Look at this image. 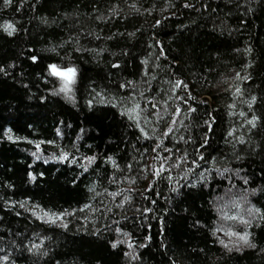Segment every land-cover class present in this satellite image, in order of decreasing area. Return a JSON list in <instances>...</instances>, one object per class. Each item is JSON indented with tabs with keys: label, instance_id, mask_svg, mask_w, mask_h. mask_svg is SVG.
<instances>
[{
	"label": "trees",
	"instance_id": "trees-1",
	"mask_svg": "<svg viewBox=\"0 0 264 264\" xmlns=\"http://www.w3.org/2000/svg\"><path fill=\"white\" fill-rule=\"evenodd\" d=\"M185 2L194 7L185 8ZM133 3L139 11L129 7ZM117 5L118 15L109 12ZM97 15L110 19H93ZM156 20L162 24L154 26ZM8 24L15 25L13 35L4 30ZM82 28L101 39L85 37ZM70 35L73 41H69ZM77 38L78 43L74 42ZM157 41L163 44V55ZM62 44L57 47L58 55L49 51ZM81 47L96 51L74 50ZM33 54L41 57L39 62L28 58ZM145 60L147 64L142 63ZM69 61L79 69L74 92L71 96L54 94L59 84L42 78L45 66ZM115 63L120 67L113 68ZM0 68L5 70L0 72V257H9L0 264H171L173 259L176 264H264V227L248 229L257 247L242 251L228 252L212 234L218 227L230 228L222 217L236 211L221 210L220 202L226 198H220L233 184L232 191L237 193L264 187V0H12L10 6L0 0ZM144 71L157 77L151 81V96L158 99L160 89L170 87L166 80L179 78L190 85L194 97L190 103L197 111L184 121L187 128L181 127L177 133L185 139L191 137L188 144L179 145L190 158L196 156L207 132L205 121L214 119L213 131L207 132L210 147L200 151L206 160L215 157L216 161L201 162L195 174L188 173L196 187L172 191L178 187L174 181L184 174L180 170L172 173V182L141 173L144 164L152 163L141 156L151 142H138V130L129 127L120 109L100 102L116 103L114 97L125 91L118 85L140 82ZM236 73L251 79H237ZM236 86L242 96L233 95ZM252 96L257 101L249 109L242 101ZM89 100L93 101L91 106ZM233 103L234 108L230 107ZM241 111L248 119L253 114L260 116L261 126L249 131ZM232 129L245 140L236 144L235 151L225 143L226 139L235 143L227 136ZM61 150L68 153L67 160L56 158ZM86 156L97 159L89 163ZM108 157L124 169L123 173ZM129 163L131 171L125 168ZM225 167L239 169V175H246L250 183L244 185L235 175L225 179L228 173L215 174L214 169ZM201 172L208 176V186L199 183ZM113 176L114 183L110 182ZM150 184L153 190L145 191ZM129 188L135 189L131 200L116 208L129 193L115 198L107 193ZM96 193L100 194L96 200H90ZM100 200L113 213L101 220L96 218L98 214L76 212L65 217L66 230L42 223L30 211L39 205L37 215L65 209L71 212L86 202L95 206ZM249 200L264 209V194L257 192ZM142 207L153 211L143 215L135 211ZM85 215L88 221L83 219ZM113 220L120 221L119 227L130 233V238L112 230L117 226ZM105 224L111 225L107 231ZM232 224V229L244 230V225ZM96 228L101 229L99 237L88 234ZM149 235L151 241L145 239ZM217 236L226 242L229 239L223 232ZM115 239L148 247H137L140 259L130 261L124 255L131 251L127 243L111 247L109 241ZM30 241L43 244L49 255L28 253L24 245Z\"/></svg>",
	"mask_w": 264,
	"mask_h": 264
},
{
	"label": "snow or ice",
	"instance_id": "snow-or-ice-1",
	"mask_svg": "<svg viewBox=\"0 0 264 264\" xmlns=\"http://www.w3.org/2000/svg\"><path fill=\"white\" fill-rule=\"evenodd\" d=\"M127 2V0H125ZM5 6H10L12 4V0H4ZM117 6H114L109 9V12L113 14H117ZM130 8H132L135 11H139L138 8H136L135 3L129 5ZM185 8L194 7V5L189 4L185 2L184 4ZM95 8V5H94ZM96 11H99V9H95ZM251 10V9H249ZM171 15H174V13H170ZM93 19L96 20H105L110 19V17L105 18L102 15H97L93 17ZM167 19V17H165ZM46 22V21H45ZM79 23V21H77ZM162 24L161 20H156L154 26H160ZM8 35H13V33L16 31L15 25L8 24L4 29ZM85 37H94L97 40H100L101 37L98 35H95L93 31H85L83 28L81 29ZM129 35H134L133 33H129ZM73 37L69 36V41H73ZM111 39V37H109ZM78 43V38L74 41ZM64 43H68V41H65ZM159 46V53L160 55L164 54V47L163 44L160 41L156 42ZM57 47H63L62 45L53 46L49 51L53 53H57ZM77 52H83V51H96L95 49H83L76 48L74 49ZM100 52L104 51L103 49L99 50ZM59 53H57L58 55ZM99 54V53H97ZM33 63H37L40 61L41 57L33 54L28 57ZM159 59V55L156 57ZM143 64H147L148 61H142ZM113 68H119V63H115L112 65ZM159 67V65H157ZM5 70L3 68H0V72H4ZM44 72L46 75H44L42 78L44 79H51L54 83H58L59 87L55 90L54 94H60L63 93L66 96H71L74 92L75 85L77 84L78 75H79V69L78 67L71 63L70 61L67 64L57 63V62H50L47 63L44 69ZM7 74V73H5ZM151 77V80L146 79L147 77ZM237 79H251L250 76H241L240 73H236ZM157 77L153 75L150 71H144L142 74V79L140 82H133V81H125L124 83H120L118 85V88L121 90H125L124 94L120 95L119 97H114L116 99V103H112L111 101H105L101 100V103H110L113 107H118L120 109V115L122 117H126L129 121V127L134 128L138 130L139 135H137L136 139L137 141H145V142H151L150 147L144 148L143 152L141 153L142 157H148L152 161L150 164H144L141 173L148 172L150 173L154 179H161L166 178L170 182L174 180V177L172 173L175 170H180L183 172V175H180V180H175L174 182L178 187L172 188V191L178 192L180 188L183 187H196L195 184H193L190 180V177L188 176V173H194L196 169L201 168V162L208 163L209 160L212 163H215L216 158L210 157L209 160H206L204 152L200 151V149H207L210 147L209 140L210 137L207 135V132L213 131L212 129V123H214V119L210 121H205V125H207V132L202 137V142L199 144V147L196 149V156L190 158V154L187 152L186 149H181L179 147L180 143L188 144L191 141V137L188 139H185L183 135H177L181 127L187 128V125L184 123L186 119H190L191 113H195L197 111L196 107H193L190 103L191 100L194 99V97L191 95L190 85L186 83L183 79H169L164 81V83H167L170 87L165 90L163 88L160 89V98L158 99L156 96H151V92L154 90L151 81L156 80ZM147 86V90H143ZM93 92H95V89H93ZM97 96L100 95V93H96ZM233 95H240L242 96V90L236 86L233 92ZM139 98V99H138ZM141 101H143V104H141ZM257 101L256 96H252L250 100L242 101L243 103H247V106L249 109H252L253 104ZM203 103H207L206 100L202 101ZM93 103L92 100L88 101L89 106H91ZM230 107L234 108L235 103L230 105ZM240 116L246 117L244 123L249 126V131L252 129H256L260 127L261 125L258 124V122L261 120L260 116L252 115L250 119L247 118V114L243 111L239 113ZM243 127V125H242ZM10 131V130H8ZM83 131V130H82ZM228 137H231L235 140V143H233L232 139H226L225 143L226 145H231L233 150L235 151L236 144H244L245 140L243 136H236V130L232 129L227 133ZM7 138L9 140H12L13 137L11 135H8ZM43 143V142H41ZM48 144H54V141H47ZM171 145V146H169ZM36 148H40V143L36 144ZM62 154L59 157H56L59 160H67L68 153L63 152L61 150ZM34 156H36V153H33ZM40 157L37 156V159ZM237 159H240L239 156L236 157ZM73 162H76V158L73 157ZM85 160H87L89 163H92L97 159L96 156H86L84 157ZM109 161H111L113 167L115 169H119L121 173H123L124 169H120V166L117 164V162L112 158H107ZM47 162V161H45ZM125 168L129 171L132 170L133 165L131 163L127 164ZM186 170V171H185ZM87 171V169H85ZM216 175L224 176L225 173H228V176H225V179L231 180L232 176L235 175L240 180L243 181L244 185H248L249 179L245 176H240V170L239 169H229V168H216L214 169ZM31 176L32 174L29 173ZM42 175V174H41ZM211 175V173H209ZM35 177H33L34 179ZM125 180H131V183H135V179H132L129 176H125ZM180 181H184L183 184L180 183ZM198 181L203 186H208V176H206L203 172L198 174ZM110 182H116L115 177L110 180ZM75 183V181H73ZM236 185H232L231 188H229L228 192L225 193L224 197H221L220 199L223 200L225 198H228L232 201L233 207L238 209L239 211L229 215L227 219H230L232 221H236L242 225H244V230L236 231L232 228L224 229L222 226L216 228L213 231V236L217 238V242L228 252H231L233 250L235 251H242L243 249H255L257 245L253 241V233L249 231V228L252 227H264V209L255 207L251 204L249 197L255 196L257 192H260L261 194H264V187L259 189H252L249 191L247 188L242 189L239 193H233L232 188H235ZM153 190V186L150 184L149 188L145 189V191L150 192ZM89 192H95L94 188H89ZM132 191H135L133 188L124 189L122 192H112L107 193V189H105V192L112 196L113 198L123 195L124 192L129 193V195H123V200L120 203H117L115 206L116 208H123L124 207V201H130L131 195L130 193ZM158 194V193H157ZM100 195L99 193H96L92 197H90V200H96V196ZM147 199V197H145ZM152 204H155V201H152ZM24 205L21 204V207ZM39 205L35 206V209H31L33 216L40 220L42 223L48 224V225H56L59 226L62 229L68 228V223L64 222L65 217L68 216H75L76 212L85 213L90 212L94 216H96L97 219H105L108 217L110 213H113V209L108 207L103 200H100L95 206L93 203L86 202L81 207L77 209H73L71 212H69L67 209L60 211V212H49L44 211L43 215H37L36 209H39ZM136 212L143 215L144 213H148L153 211L152 208L149 207H142L135 209ZM19 215V213H17ZM123 219H128L127 216H123ZM79 219V218H78ZM83 219L85 221H88L89 217L87 215L83 216ZM162 222V218H161ZM197 224H199V221H196ZM112 224L117 225L114 229H112L115 233H119L124 235L125 237L131 236L130 233H125L121 227H119L120 221L119 220H113ZM83 227V226H82ZM109 228H111V225L105 224L103 226V229L107 231ZM85 231L87 232V228H85ZM223 232L226 237L229 239L227 242L225 239L219 238L217 236V233ZM88 234L99 237L102 232L100 228H96L95 230L89 232ZM232 237H235L236 239H231ZM42 239H51V237H43ZM148 241H151L152 237L151 235L147 236L145 238ZM111 247L113 249L117 248L122 243H127V247L131 249V251H127L124 253L125 256L129 258L130 261H136L140 259L139 254L136 252V248H146L148 247L147 244H139L135 245L133 243L128 242L127 240L121 241L119 239L110 240L109 241ZM164 246V245H162ZM19 247V245H17ZM25 250L33 255L39 256V257H46L49 255V251L44 249L43 244H37L34 241H30L29 244L24 245ZM166 247V246H164ZM9 257L7 255L0 257V260L7 261ZM56 264H60L59 261L56 262ZM171 264H176V261L173 259L171 260Z\"/></svg>",
	"mask_w": 264,
	"mask_h": 264
},
{
	"label": "rangeland",
	"instance_id": "rangeland-1",
	"mask_svg": "<svg viewBox=\"0 0 264 264\" xmlns=\"http://www.w3.org/2000/svg\"><path fill=\"white\" fill-rule=\"evenodd\" d=\"M232 192H233V191H232ZM233 193H237V192H233ZM238 193H239V192H238ZM221 201H222V200H221ZM223 201H224V202H223ZM223 201H222L223 204H222V202H220L221 205L223 206V207H221V208L219 207L221 210L224 211L225 208H227V209L230 208V209H232V211H234V212H235V211L238 212V211H237L238 209H236V208L233 207L232 201H231L230 199L226 198V199L223 200ZM225 204H226L227 206H226ZM224 205H225V206H224ZM233 209H234V210H233ZM225 215H226V214H225ZM225 215H223V217H222V218L224 219L223 223H224V224H227V226H229L230 228H234V224H232L233 221H230V219H227L228 215H227V216H225Z\"/></svg>",
	"mask_w": 264,
	"mask_h": 264
}]
</instances>
